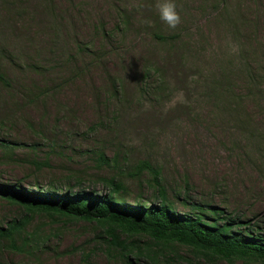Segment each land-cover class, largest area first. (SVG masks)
<instances>
[{"label": "rangeland", "instance_id": "rangeland-1", "mask_svg": "<svg viewBox=\"0 0 264 264\" xmlns=\"http://www.w3.org/2000/svg\"><path fill=\"white\" fill-rule=\"evenodd\" d=\"M155 2L0 0V186L104 194L114 179L124 204H155L153 177L131 175L148 161L175 212L219 208L264 237V0H174L175 29ZM23 215L0 199V226ZM27 233L41 248L0 243V264H124L94 223L35 214ZM175 250L165 264H207Z\"/></svg>", "mask_w": 264, "mask_h": 264}, {"label": "trees", "instance_id": "trees-1", "mask_svg": "<svg viewBox=\"0 0 264 264\" xmlns=\"http://www.w3.org/2000/svg\"><path fill=\"white\" fill-rule=\"evenodd\" d=\"M164 43L173 37L157 35ZM0 82H8L0 75ZM101 164L111 165L104 155H99ZM150 174L153 184L159 188L160 201L149 205H127L117 198L123 190L122 184L114 179L103 180L110 187L107 193L89 192H22L16 188L0 186V199L23 209L21 219H13L0 226V243L13 253H33L41 248L42 238L27 233V227L35 214L49 217H65L94 223L103 233L102 243L108 252L115 251L124 264H136L146 259L149 264L176 257V248L184 247L191 254L207 264L225 261L227 264H264V237L257 224L233 218L219 208H210L213 220L202 214H181L173 210L167 201L164 188L159 182L158 169L148 161L140 163L132 176ZM133 176V177H135ZM239 228L246 232L239 236ZM26 234L27 236H23ZM33 235V236H32ZM137 238H146L143 246ZM169 255V256H168ZM89 256L86 255V258Z\"/></svg>", "mask_w": 264, "mask_h": 264}, {"label": "clouds", "instance_id": "clouds-1", "mask_svg": "<svg viewBox=\"0 0 264 264\" xmlns=\"http://www.w3.org/2000/svg\"><path fill=\"white\" fill-rule=\"evenodd\" d=\"M155 8L160 19L169 28L175 29L181 23V16L174 0H156Z\"/></svg>", "mask_w": 264, "mask_h": 264}]
</instances>
